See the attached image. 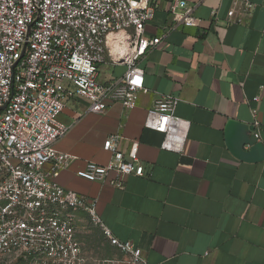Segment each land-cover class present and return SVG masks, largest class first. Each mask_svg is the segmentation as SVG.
Returning a JSON list of instances; mask_svg holds the SVG:
<instances>
[{
	"label": "crops",
	"instance_id": "0c3cea01",
	"mask_svg": "<svg viewBox=\"0 0 264 264\" xmlns=\"http://www.w3.org/2000/svg\"><path fill=\"white\" fill-rule=\"evenodd\" d=\"M170 1H159L145 29V37L161 40L136 62L144 90L135 108L113 103L94 114L82 100L66 103L58 120L68 130L55 148L76 161L55 180L96 200L102 226L136 245L146 264H264V161L236 159L224 135L229 121L252 126L256 110L264 143V0H250L254 7L242 24L226 22L232 0H185L196 25L169 29ZM129 34L107 36L100 83L119 81L126 72ZM165 97L177 98L175 116L190 122L181 154L160 149L163 136L144 127L148 109ZM110 136L120 137L117 146L125 153L137 143L144 176L78 178L75 172L85 162L108 163L111 154L103 144ZM117 179L121 188L108 183ZM73 216L82 252L80 211Z\"/></svg>",
	"mask_w": 264,
	"mask_h": 264
},
{
	"label": "built area",
	"instance_id": "2783aa9c",
	"mask_svg": "<svg viewBox=\"0 0 264 264\" xmlns=\"http://www.w3.org/2000/svg\"><path fill=\"white\" fill-rule=\"evenodd\" d=\"M160 0H0V264H84L75 235L74 213L86 212L124 259L109 264H146L132 242L112 237L96 211V200L70 192L56 182L76 157L58 151L56 142L68 126L58 120L66 103L79 99L87 110L104 114L113 103L136 107L144 76L136 62L161 38L145 37ZM228 24H242L253 10L250 0H232ZM173 25L191 28L197 19L185 0H171ZM214 15V13H212ZM132 45L126 72L102 84L106 38L127 32ZM254 101L259 98L255 97ZM178 99L165 97L148 109L144 127L163 136L160 149L181 154L190 122L175 116ZM255 137L260 123L252 110ZM119 136L103 150L107 164L85 162L75 174L89 182L144 176L137 143L125 153ZM108 183L121 188L122 180Z\"/></svg>",
	"mask_w": 264,
	"mask_h": 264
},
{
	"label": "rangeland",
	"instance_id": "374dc122",
	"mask_svg": "<svg viewBox=\"0 0 264 264\" xmlns=\"http://www.w3.org/2000/svg\"><path fill=\"white\" fill-rule=\"evenodd\" d=\"M77 237L82 247L84 264H109L124 259L116 255L99 224L84 211H80Z\"/></svg>",
	"mask_w": 264,
	"mask_h": 264
},
{
	"label": "water",
	"instance_id": "95a60500",
	"mask_svg": "<svg viewBox=\"0 0 264 264\" xmlns=\"http://www.w3.org/2000/svg\"><path fill=\"white\" fill-rule=\"evenodd\" d=\"M224 135L225 145L236 159L248 163L264 161V143L255 137L253 126L229 121Z\"/></svg>",
	"mask_w": 264,
	"mask_h": 264
}]
</instances>
